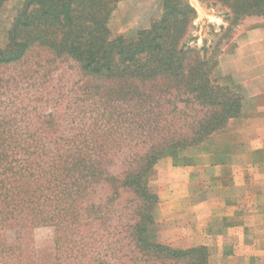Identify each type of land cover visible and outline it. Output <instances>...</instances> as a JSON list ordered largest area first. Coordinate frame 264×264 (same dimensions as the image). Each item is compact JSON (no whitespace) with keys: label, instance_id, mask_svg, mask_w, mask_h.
I'll list each match as a JSON object with an SVG mask.
<instances>
[{"label":"trees","instance_id":"trees-1","mask_svg":"<svg viewBox=\"0 0 264 264\" xmlns=\"http://www.w3.org/2000/svg\"><path fill=\"white\" fill-rule=\"evenodd\" d=\"M120 1L24 0L6 32L0 67L24 63L38 48L76 65L87 84L82 101L90 103L78 111L86 119L64 127L58 141L39 137L43 126L24 113L0 118V239L7 231L16 239L0 242V264H22V231L38 227L54 229L53 256L25 264L208 262L204 246L176 249L149 238L158 198L145 178L159 159L198 145L236 116L238 97L181 42L195 18L186 2L162 0L148 29L110 38ZM210 1L237 20L264 17V0ZM123 194L131 206L114 222L111 209Z\"/></svg>","mask_w":264,"mask_h":264},{"label":"rangeland","instance_id":"rangeland-1","mask_svg":"<svg viewBox=\"0 0 264 264\" xmlns=\"http://www.w3.org/2000/svg\"><path fill=\"white\" fill-rule=\"evenodd\" d=\"M23 1L7 0L0 10V48L5 44L6 32ZM179 1L186 2L195 12V18L181 42L198 51L199 56L211 66L212 80L220 87L229 88L240 103V112L221 129L196 146L176 149L165 155L146 175L149 190L158 198L152 212L153 225L147 232L149 238L172 248L188 249L197 247L196 239L187 238L186 233L187 223H194L197 219L193 210L201 200L245 196L244 190L231 189L235 173L250 183L251 191L248 193L252 198L253 212H261V201L264 200V143L249 141L264 135V113L246 108L249 103L237 80L231 78L233 68L229 61L231 40L240 36L242 28L260 25L264 17L249 16L237 20L227 7L218 2ZM162 8V0H121L108 21L110 38L123 36L129 39L138 31L148 29L160 17ZM247 19L249 21L245 22ZM23 62L0 67V77L4 79V83L0 84V118L5 115L7 119L12 118L14 113L19 118L24 113L25 120H30L32 125L43 126L38 131L39 137L57 141L60 137L64 139L67 136L66 131L61 133L64 127L77 123L80 117L86 119V114H78V111L89 110L90 101H82L88 92L85 90L87 84L81 80L75 64L67 60L52 61L38 48H34ZM176 114L177 111H174L172 115ZM252 147L256 152L251 156L247 151ZM219 186L223 187L220 194L216 189ZM127 198L126 194L121 195V201L111 209L114 222H117L118 216L124 218L128 214L131 204H125ZM252 224L253 233L248 239L252 247L247 249V254L226 258L225 262L264 264V232L258 231L260 223L252 220ZM54 239V229L50 227L23 229L20 251L26 255L19 258L22 264L44 256L47 261V257L53 256ZM15 241L13 231L5 232L0 239L3 244L10 245ZM209 241L213 244L212 248L219 244L215 238ZM208 254L207 264L221 261L216 250L208 249ZM27 256L30 257L28 260Z\"/></svg>","mask_w":264,"mask_h":264},{"label":"crops","instance_id":"crops-1","mask_svg":"<svg viewBox=\"0 0 264 264\" xmlns=\"http://www.w3.org/2000/svg\"><path fill=\"white\" fill-rule=\"evenodd\" d=\"M247 21L249 20L245 22ZM261 21L258 26L242 28L240 36L231 40L229 62L233 68V71H230L231 78L237 80L238 86L246 95L247 104L249 103L246 108L264 113V18ZM260 136L261 138L255 137L249 142L264 143V135ZM247 152L252 156L256 149L252 147ZM262 175L264 176V171ZM216 189L220 194L223 187ZM231 189L244 190L246 194L242 198H222L218 194L213 200L205 198L193 210L197 214L195 222L187 223V238H195V246L216 250V255L220 256L221 261L215 264H229L225 262L226 258L247 254V249L252 247L248 242L253 233L252 220L260 223L258 231L264 232V200L261 201V212L254 213L252 198L248 193L251 191V185L236 173ZM211 238H215L220 245L216 244V247L212 248L213 244L209 241ZM242 264L247 263L244 261Z\"/></svg>","mask_w":264,"mask_h":264}]
</instances>
